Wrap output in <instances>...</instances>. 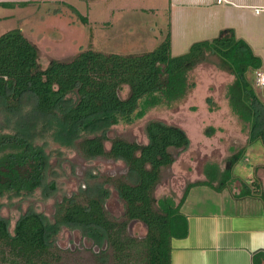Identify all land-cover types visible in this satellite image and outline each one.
I'll return each instance as SVG.
<instances>
[{"label": "trees", "instance_id": "obj_1", "mask_svg": "<svg viewBox=\"0 0 264 264\" xmlns=\"http://www.w3.org/2000/svg\"><path fill=\"white\" fill-rule=\"evenodd\" d=\"M31 3L0 2V7L25 8ZM63 4L75 10V7ZM81 20L87 23L88 18L81 16ZM209 51L223 60L236 75L229 89L231 106L249 125L252 140L256 141L264 134V105L254 89L249 90L252 83L247 74L261 69L262 61L245 41L236 38L231 29L221 31L211 41L194 43L187 53L179 56L173 55L171 34H168L166 40L152 52L118 55L88 50L70 64L53 62L46 69L39 65L38 51L22 29H13L1 35L0 107L7 112L6 116L12 118V123L17 120L20 132L0 131V197L27 195L45 184L48 159L35 144L38 125L43 130L40 136L53 129L56 141L73 146L84 135L102 132L117 123L118 116L131 117L139 99L164 86L168 99L184 97L190 88L189 71ZM124 85L131 89L128 100L119 96ZM70 93L78 95L76 103L62 106ZM28 96H32L35 102L30 116H25L24 102ZM51 118L56 121L53 127H49ZM147 131L151 146L142 153L140 161H134L141 177L139 188H142L145 198L141 209L145 219L151 223L154 238L159 234L164 242V247L158 251L154 250V243L150 260L153 264H171V239L188 236L187 217L172 205L162 206L164 215L156 212L151 208L153 200L149 202L148 193L158 180L159 168L171 163L168 148H180L187 141L181 131L158 123L150 124ZM81 147L89 156L104 153L100 139L84 140ZM121 148L126 157L132 158L133 150L129 144L119 142L115 145L116 152L119 153ZM145 164H150L151 171L145 169ZM229 180L231 172L224 176L223 184ZM254 183L259 188L258 183ZM214 189L222 190L220 187ZM134 192L131 190L128 196ZM242 196H252V189L246 184H243ZM93 203L89 214L82 216L81 208H71L70 213L73 218L81 217L87 223L93 217L99 220L103 217L100 205L96 200ZM7 228L6 221L0 219L1 264H51L46 227L38 216L30 214L22 218L13 235ZM263 259L264 252H260L254 256V263L261 264Z\"/></svg>", "mask_w": 264, "mask_h": 264}, {"label": "rangeland", "instance_id": "obj_2", "mask_svg": "<svg viewBox=\"0 0 264 264\" xmlns=\"http://www.w3.org/2000/svg\"><path fill=\"white\" fill-rule=\"evenodd\" d=\"M1 1L14 3L31 1L32 3L25 8L15 7L10 9L0 7V36L10 30L20 28L25 35L33 38V35L37 33L36 23L43 22L42 18L48 15L46 10L51 9L50 11L53 12L54 10L52 9H57V12L61 13L59 10L68 9L63 4L65 2L69 5H73L82 15H87L89 17V24L84 25L78 20L84 32L81 42L82 46L79 47L76 53H74V51L77 48H75L74 51L72 50V56H67L65 59L66 61L72 60L79 51L81 52L89 47L106 54L140 55L159 46V44L166 40L168 34H172L173 32L170 11L174 6L175 0H0V2ZM59 1L65 2L61 3ZM200 24L198 23L199 28L202 29ZM187 35L189 37L188 40H182V49L176 48L174 45L175 52L173 55L179 56L185 54L194 43L204 39V37H200L199 34L197 35V32L186 34V36ZM153 41L154 43L156 41L154 45L152 44ZM260 46L264 52V44L262 43ZM253 48L256 50L255 47ZM176 52H178L179 55ZM59 54L58 56L61 55ZM40 55V66L45 68L47 67L48 60L51 59L52 56L49 57L46 53H41ZM208 58V62L210 63L203 64L202 68H200L201 70L190 72L189 77L191 83L198 79L199 72L210 80L215 78V81H209L208 85L212 87L210 91L214 92L211 94V97H213L214 101L218 100L214 103V107L222 112V116L217 119L220 123V133H217L214 137L216 139L219 138V141L214 139L211 143L213 148L209 151H211L212 154H210L211 152L205 154L208 147L199 145L197 148L198 150H193L188 156L185 155L183 160L179 158L180 160L178 159L176 167L164 172L163 179L165 184L160 187L158 192L159 196L163 195L165 192L167 193L170 189L181 194L184 187L183 175L187 178L201 179L198 178L201 176V172L199 173V171L201 169L203 171L205 163L213 162L219 166V168L223 169L225 168L226 160L231 155V153H227L231 142H226V138H229L230 135L226 134L227 129L225 125L228 124V127H234L237 124V119L230 111L227 98L228 90L226 89L227 85L233 82L234 75L232 73L229 75L228 72H224L218 68L221 60L217 56H208ZM261 61L263 64L264 58L261 59ZM259 71H263V69L261 68L255 72H248L247 76L251 83L257 85L256 77ZM221 76L222 79H224H220L216 82L217 78ZM215 82L217 84H215ZM128 92V88L124 87L120 92V96L126 98ZM259 94L261 95V101L264 102V88H262V92ZM77 99V94L72 93L65 98V102H63L62 106L74 105ZM191 99L190 97L188 100L180 103L177 102L171 104V106H162L157 110H152L143 120L136 119L132 123H127L123 120L118 125L109 129L108 136L110 138L119 136L127 140L145 142L146 135L144 133V127L145 123L150 120H161L169 124L183 126L184 128V125H187L189 128L186 127V131L189 134L190 131L193 133L194 129H192V126L195 127L196 123H198L200 119H203V111H200V108L199 111L195 113ZM197 101L198 99H196L195 103ZM204 101L206 100L204 99ZM34 102L32 96L26 97L24 102L25 116H30L32 113ZM6 115L7 112L0 107V131L11 133L20 132L19 126L16 123L17 120L14 119L12 123V118ZM55 125L56 121L51 118L49 127ZM45 128L44 125V129ZM41 131L43 130H41L40 125H38L34 138L35 144L44 152L47 151L49 154L54 155L52 158L53 164H59L61 162L62 168L56 172L58 173L57 184L62 193L55 194L53 198L48 201H44L41 198L40 192H37L35 195L23 194L18 197H0V218H7L10 220L11 226L15 225L16 221L29 207H33L38 212L43 213L44 217L51 223L54 218L55 204L59 202L64 195H70L77 191L82 185L89 169H95L97 172H102L107 176L121 175L126 171L122 164L105 158H98L90 162L86 161L75 149H70L69 146L68 149L66 146H63L62 143L56 141L55 138H53V129H48L44 136L39 135ZM195 131L196 133L201 132L200 129ZM196 133L194 132L193 135H196ZM83 137H85V135ZM236 137L239 136L235 135L230 137L235 139L234 142L232 141L234 143V152L239 151L247 145V142H245L246 137L243 143L239 139H236ZM107 146H109V144H107ZM249 146H251L250 153H246L244 158L240 159V165L234 170V174H236L237 178L233 180L232 190L233 192L240 191L244 184L242 178L245 179V182H249L251 179L252 182L249 183L248 186L252 191H256L257 189L255 193L257 196L255 197L258 199L255 200L261 198L259 201L263 202L262 206H258L259 208H264V197H261V195L264 194V145L261 142H255L253 146ZM59 151L62 155H58L60 153ZM199 152L204 153L205 156H199ZM181 155L183 154L181 153ZM258 163L262 168L260 170V175L257 176V174L254 175V169L259 166ZM183 167H186L184 171H182ZM196 172L199 174L196 175ZM47 177L48 175H45V180ZM254 181L258 183L259 188L255 186ZM218 182L219 181H216L215 185H218ZM177 193L173 194L176 195L179 201L180 198L177 196ZM230 203L233 205V202ZM230 203L229 207L227 206L225 208L219 192L215 189L202 186L201 188H196L192 192L190 199L183 208V213L191 215L218 214L221 212L231 213L232 210L235 211V206L230 207ZM106 208L110 217L117 218L122 210V204L119 199L113 195L108 201ZM56 246L69 249V254L65 255L62 264H96L93 257L87 252V250L91 248V244L85 242V240L79 236L78 231L64 228L56 240ZM94 250H96V248Z\"/></svg>", "mask_w": 264, "mask_h": 264}, {"label": "flooded vegetation", "instance_id": "obj_3", "mask_svg": "<svg viewBox=\"0 0 264 264\" xmlns=\"http://www.w3.org/2000/svg\"><path fill=\"white\" fill-rule=\"evenodd\" d=\"M50 10L51 9L46 10L48 12V15L42 18L43 22L36 23L37 33L33 35V38L25 35L38 51L39 65L41 53H46L49 57L52 56L51 59H49L50 61L48 60V67L53 62L70 64L85 51H97L92 47H89L86 50H83L81 52L79 51L72 60L66 61L65 59L67 58V56H72V50L74 51L75 48H77L74 51V53H76L79 47L82 46L81 42L83 40L84 32L82 30V27L80 26L81 23L78 20H80L82 24L87 25L89 24V20L87 21V23H85L81 20V16L87 17L88 19L89 17L87 15H82L78 10H74L71 8L59 10L61 11V13L57 12V9H52L54 10L53 12ZM155 43L154 41L152 42L153 45ZM161 44H159V46ZM171 44L173 48L174 40L172 34ZM159 46L145 53L152 52L156 50ZM58 54L60 56H58ZM208 56L216 55L210 51L206 52L205 56L193 65V68L189 71V73L194 70H201L200 68H202L203 64L210 63L208 62ZM47 67L43 69H46ZM218 68L224 72H228L229 75L231 73L233 74V72L226 66L223 60H221V63L220 65H218ZM189 73L187 75V78L190 88L184 97L175 100L168 99L167 89L166 86H164L163 89L148 94L147 96H144L139 99L137 102V108L135 112L132 113L131 117L122 118V116H118L117 123L109 125L106 130L102 132L91 133L85 137H81L74 142V145L72 147L69 146L70 149H75L79 153V155L82 156L86 161L90 162L98 158H105L120 163L125 167V173L121 175L107 176L104 175L102 172H97L95 169H89L85 175L82 185L77 189V191L70 195H64L62 199L55 204L54 218L51 223L48 222V220L44 217L43 213L38 212L33 207H29L28 210L23 215H21L20 218L16 221L14 226H11L10 220H8L7 218L3 219L7 223L8 232L13 235L14 230L20 220L30 214H34L43 221L46 227V243L50 247L51 256L49 262L51 264H62L65 255L69 254L68 248L64 249L56 246V240L58 239V236L64 228H68L69 230L73 231H78L79 236L83 238L85 242H89L91 244V248L87 250V252L93 257L96 264H153L152 260L150 259H152L151 253L152 249L154 248V243V250L158 251L161 247H164V242L160 240L161 236L159 234H157L156 238H154L153 233L151 231V223L148 222L142 214L145 198L142 193V188H139V185L141 183V177L136 170L137 164L136 162H134L135 160L140 161L142 153L151 146V139L149 137L147 129L152 123H158L181 131L183 134H185L187 141V143L180 148H168V153L171 156V163L169 165L161 166L159 168L158 180L155 186L151 189L152 191L150 190V192L148 193L149 202L151 199L153 200V202H150L151 208H153V210L164 215L163 211H161L163 209L162 206L172 205L175 209H179L180 213L185 215L188 221V215L186 213H183V208L190 199V195L192 194V192L196 188H201L202 186L212 189L217 187L222 188L221 191H218L216 189L215 190L219 192L222 199V203H224V207L225 205H229L232 200L236 201L237 199H258L257 197H255L257 196V194L255 195L257 189L256 191H252L251 197L242 196L243 187L238 192H233L232 190L233 180L237 178L236 174H234V170L240 165V159L244 158V155L246 153H250L251 146L249 145L253 146L255 142H261L264 145V134L262 136H259L257 140L253 142L251 137L252 132L249 125L246 122L242 121L240 116H238L233 111L230 102L229 89L235 82L236 75L234 74V80H232V83L227 85L226 90H228L227 98L229 101L230 111L235 115L237 119V124L234 127H228V124L225 125V128L227 129L226 134L230 135V137H233L235 135L239 136L236 137V139H239L242 143L245 141L246 137L245 142H247V145H245V147H243L239 151L234 152L233 142L235 139H232L230 137L226 138V142H231L229 151L226 152L228 154L231 153V155L226 160L225 168L221 169L215 163L207 162L204 165L203 171L202 169L199 171V173L201 172V176L198 178L201 179L187 178L184 175L182 176V179L184 180V187L181 194H178L177 192H175V190L173 191V189H170L167 193L165 192L163 195L159 196V189L160 187H162V185L164 186L165 184L163 179L164 172L168 169L176 167L179 158L183 160L185 158V155L188 156V154H190L193 150H198L197 148L199 145H203L202 147H208L205 154H209L211 152L209 150L213 148L211 146V143L214 139H216L214 137L217 133H220V123L217 119L218 117L222 116V112H220L214 107V103L218 100L214 101L213 97H211V94L214 92L210 91L212 90V87H210L208 83L212 79L210 80L205 75H201V73L199 72L198 79L191 83ZM220 79L223 80L224 78L222 79L221 76L217 78L216 82ZM216 82L215 84H217ZM124 87L128 88L129 91L128 96L126 98H122L120 96V92ZM249 88H251V90L254 89L253 91L255 95L261 101V95L259 93L262 91L259 92L255 88V85L253 83L252 87ZM122 89L119 91L120 98L123 100L130 99V87L124 85ZM190 97L192 98L191 103L194 105L193 110L195 111V113H197L200 108V111H203V119H200V121L196 123L195 127L192 126V129H194L195 133V130L197 129H200L201 131L200 133H196V135H193L194 132L192 133V131H190V134L186 131L185 128H189V126L187 125H184V128L183 126L171 123L169 124L161 120H150L145 123L144 127V133L146 135L145 142L127 140L119 136H116L114 138H110L108 136L109 129L118 125L123 120L127 123H132L136 119L143 120L152 110H157L162 106H171V104L173 103H180L182 101L188 100ZM196 99H198V101L195 103ZM204 99L206 101H204ZM261 103L264 105V102L261 101ZM262 125L264 126V123ZM87 139H100L104 153L96 156L87 155L84 152V149L81 147L82 142ZM216 140L219 141V138H217ZM119 142L129 144L131 150H133L132 158L129 159L124 155L125 151L123 150V148H121L119 153L115 151V145ZM107 144H109V146H107ZM66 148H68V146H66ZM181 153L183 155H181ZM210 154H212V152ZM45 155L48 159V165L46 168V175H48V177L45 180L46 185H40L34 191L29 193V195H35L37 192H40L41 198L44 201H48L52 199L55 194L62 193L60 187L57 184L58 173L56 172L57 170L62 168V164L61 162L59 163V161V164L52 163V158L54 156L53 154H49L47 151H45ZM58 155H62V153L60 152ZM199 156L204 157L205 155L204 153L199 152ZM144 167L147 171H151L152 169L150 164H145ZM261 168L262 167H260V164L259 166L255 167L254 175H260ZM182 169V171H184L186 167H183ZM228 172H231V180H229L226 184H223L224 176ZM199 173L196 172L195 174L197 175ZM216 181H219L218 185H215ZM131 190H135V192L131 196H128V192H130ZM173 193H177V196L180 198L179 201L177 200L176 195H174ZM113 195H115L122 204V210L117 218L110 217L106 208L108 201L113 197ZM263 196L264 194L261 195V197ZM94 200H96L97 203L100 205V209L103 214V217L101 219L98 220L93 217V219H89L90 221L87 223L85 221H82L83 219L81 217L73 218L70 213L71 208L83 209L81 212L82 216L84 214H89L91 213L90 210L92 205L94 204ZM78 209L76 211H80ZM180 240L182 239L175 237L171 239V264H173L172 256L175 252L174 249H176ZM95 248L96 250H94Z\"/></svg>", "mask_w": 264, "mask_h": 264}, {"label": "crops", "instance_id": "obj_4", "mask_svg": "<svg viewBox=\"0 0 264 264\" xmlns=\"http://www.w3.org/2000/svg\"><path fill=\"white\" fill-rule=\"evenodd\" d=\"M170 12L174 40L172 53L175 52L174 45L182 49V40L189 38L186 34L197 32L204 37L201 41H211L221 31L231 29L257 57L264 58L260 46L264 44V0H175ZM262 69L259 72H264V62ZM244 180L242 178L246 185L252 182L251 179L249 182ZM232 202L230 207L235 206V211L231 213L187 214L188 236L174 249L173 264H255L254 256L264 252V208L258 206L263 202L249 199Z\"/></svg>", "mask_w": 264, "mask_h": 264}, {"label": "built area", "instance_id": "obj_5", "mask_svg": "<svg viewBox=\"0 0 264 264\" xmlns=\"http://www.w3.org/2000/svg\"><path fill=\"white\" fill-rule=\"evenodd\" d=\"M256 83L260 88H264V72L257 73Z\"/></svg>", "mask_w": 264, "mask_h": 264}, {"label": "water", "instance_id": "obj_6", "mask_svg": "<svg viewBox=\"0 0 264 264\" xmlns=\"http://www.w3.org/2000/svg\"><path fill=\"white\" fill-rule=\"evenodd\" d=\"M249 90H251V88H249Z\"/></svg>", "mask_w": 264, "mask_h": 264}]
</instances>
